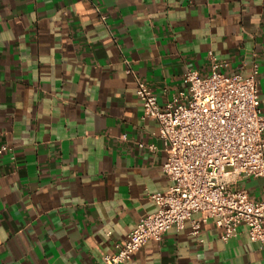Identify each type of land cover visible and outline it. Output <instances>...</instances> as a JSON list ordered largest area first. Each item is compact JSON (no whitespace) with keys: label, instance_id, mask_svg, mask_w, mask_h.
Instances as JSON below:
<instances>
[{"label":"crops","instance_id":"1","mask_svg":"<svg viewBox=\"0 0 264 264\" xmlns=\"http://www.w3.org/2000/svg\"><path fill=\"white\" fill-rule=\"evenodd\" d=\"M208 51L227 73L257 64L264 115V0H0V264H102L155 211L165 153L135 79L162 106ZM231 188L258 201L264 177ZM220 235L187 220L124 264H264L243 225Z\"/></svg>","mask_w":264,"mask_h":264},{"label":"built area","instance_id":"2","mask_svg":"<svg viewBox=\"0 0 264 264\" xmlns=\"http://www.w3.org/2000/svg\"><path fill=\"white\" fill-rule=\"evenodd\" d=\"M101 16V20H104ZM210 58L206 75L195 69L183 74L186 90L164 105L139 79L136 96L142 118L156 121L165 160L161 169L169 185L149 197L154 212L137 220L115 251L102 264H124L147 240L159 241L170 228L180 230L190 221L197 237L201 224L212 219L222 241L235 237L243 225L248 238L264 247V189L255 201L231 186L243 177H264V115L259 106L258 66L248 76L223 71L227 62ZM126 73H131L127 68ZM124 138V136H123ZM155 151L154 144L144 145ZM8 150L0 145V155ZM198 213V218L191 216Z\"/></svg>","mask_w":264,"mask_h":264},{"label":"rangeland","instance_id":"3","mask_svg":"<svg viewBox=\"0 0 264 264\" xmlns=\"http://www.w3.org/2000/svg\"><path fill=\"white\" fill-rule=\"evenodd\" d=\"M159 104V103H158ZM160 105V104H159Z\"/></svg>","mask_w":264,"mask_h":264}]
</instances>
